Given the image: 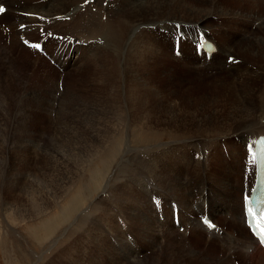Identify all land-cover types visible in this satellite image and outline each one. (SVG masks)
<instances>
[{"label":"rangeland","instance_id":"rangeland-1","mask_svg":"<svg viewBox=\"0 0 264 264\" xmlns=\"http://www.w3.org/2000/svg\"><path fill=\"white\" fill-rule=\"evenodd\" d=\"M28 1H15L19 7L17 3L11 5L12 13L5 22H0L3 40L0 44V264H204L201 254L207 253L206 242L191 248L185 241L189 232L181 241L183 230L180 228L184 229V226L175 227L168 207L171 201L179 198L187 166L196 160L194 150L198 141L185 140L191 137V140H197L201 135L202 138L217 136L231 129L227 126L231 121L222 118L226 116L225 111L230 112L223 106L225 100L213 93L216 91L186 93L194 85L193 76L187 74V68L182 72H174V69L164 71V75L173 77L172 81L166 80L155 68L156 56L165 59L170 55L169 59L177 64L171 55V44L163 42L164 31L176 27L173 23H160V27L156 28L148 26L136 37L141 48L126 49L137 42L132 39L131 44L128 43L130 40H126L127 30L131 27V32L133 23L137 21L135 19H146L152 15L183 19L187 16L183 8H187L191 1L182 0L177 11L169 6L152 11L128 8L122 3L127 0H80L82 3L78 0ZM249 3L245 8L256 9L251 12L255 18H251H259L255 23L257 26L264 20V7L261 5L264 2ZM208 4V1L195 2V6L207 11L210 9ZM220 7L228 11L236 9L226 5ZM18 8H23L21 12L25 17L16 23ZM34 9L40 10L43 15L37 19L34 14H28V10ZM194 14L191 18L199 13ZM251 22L243 24L245 29H251ZM18 24L22 26L18 28ZM99 24H107L112 29L115 41L110 38L106 43L100 39L105 46L97 40L95 34ZM207 24L216 28L214 32L221 45L227 44L226 36L219 32L223 29L217 26L220 23L216 25L209 19ZM126 26H129L128 29ZM11 27L20 29V32L26 31L17 37L18 44L13 49L9 43L10 35L2 33V28ZM25 27H32L33 30H25ZM178 27L185 31L182 26ZM252 31L256 35L252 39L264 44V25L257 30L252 27ZM248 36L245 35L246 38ZM28 40L40 42L44 53L35 50L33 45L37 43L28 44ZM215 43L218 44L217 39ZM186 44H181L183 53ZM140 49L146 61H143L144 65L139 57ZM233 58L235 63L232 65L229 60L230 69L240 64V59ZM259 68L261 70L258 71ZM263 68L264 61L255 65L260 74ZM210 71L205 70L201 75L214 77L216 71ZM243 77L246 84V75ZM261 83L264 85L263 80ZM178 90L180 92L175 94ZM255 90L264 95V88ZM262 101L256 100V108L261 107ZM239 103L246 110L250 109L243 96H239ZM213 130L217 133H211ZM115 134L119 139L117 148H114ZM232 142L236 144L237 140ZM220 145L221 142L218 151ZM241 146L246 148L245 143ZM146 150L150 152L147 156ZM191 156L192 161L189 160ZM240 156L250 157L241 148L228 145L229 175L233 173L231 166L239 173ZM132 162L141 166L144 172L149 166L147 172L153 174V180L150 178L147 184L143 183L144 187H134L129 195H124L121 187L129 179L122 181L117 175L123 163ZM244 171L247 175L243 183L247 181V176L251 182V172ZM169 177L172 179L168 180ZM227 180L230 185L232 177ZM130 181L141 183L137 178ZM158 182L170 185V188H157V191L161 197L169 195L172 199H160L150 194L158 187ZM193 190L194 186H191ZM237 198L240 206L239 195ZM164 201L169 202L163 205ZM203 202L198 203L199 208ZM163 206H166L165 215L169 218L162 214L161 220L156 216L155 209L158 207L160 210ZM218 207V211L224 210L222 206ZM171 208L180 212L176 204ZM205 209L203 205V216ZM210 209L208 203L209 215ZM192 212L196 214L199 209L194 207ZM156 217L162 228L155 223ZM190 219L196 224L198 218L190 216ZM214 220L221 224L220 218ZM182 246L187 251H183ZM215 248L205 258L206 264H217L216 260H222L220 255L223 252L220 247ZM239 256L241 253L235 258L239 260Z\"/></svg>","mask_w":264,"mask_h":264},{"label":"bare ground","instance_id":"bare-ground-1","mask_svg":"<svg viewBox=\"0 0 264 264\" xmlns=\"http://www.w3.org/2000/svg\"><path fill=\"white\" fill-rule=\"evenodd\" d=\"M15 1H17V0H6V1L0 0V7L4 8L2 10V12H0V22H5L6 21L5 19L9 16L10 13H12L13 7L11 5L17 3L18 7H19L20 1H19V3L15 2ZM21 1L23 2V0H21ZM78 1L81 2L80 0H78ZM95 1L97 2L99 0H95ZM187 1H191V3H188L189 5L187 8L186 7L183 8L184 9L183 12H185L184 14L185 15L187 14V16H185V18H183V19H179V20H177L175 18L174 19H172V18L166 19L167 17L162 18L161 16L159 17L158 15H152L146 19H139V18L135 19L137 21L133 23L134 27L132 26L133 28H132L131 32H129V29L131 27L128 29L129 26H126L128 29L127 30L128 34H127L126 40H128V41L130 40V42H128V41L127 42L131 43L132 39H133V41L134 40L137 41L134 43L132 41L133 45L132 46L130 45V47H126V49L132 48L133 50H137L139 47L141 48V43H139V40L136 39V37L141 32H143L142 30L148 28V26L152 27V28H156L160 25V23L163 24L166 22L173 23L174 25H176V27L173 28L172 27L173 25L170 24L172 29H170V31L169 30L164 31L163 42H165L168 45L171 44L170 45L171 46L170 49L172 50L171 55L177 64H175L173 61H171L169 59L170 55H168L165 59H159V57L156 56L155 62L153 63L155 68L157 69L159 74H161V76L166 77V80H169V81H172L173 77L164 75V71H166L167 69H170V70L174 69L175 70L174 72H178V71L182 72L181 71L182 69L187 68L186 69L187 74L191 73L190 76H193L192 82L194 83V85L190 89H187L188 90L187 92L186 91L185 92L188 94H190V93L195 94L196 91H198V92L205 91V90L216 91L213 93H215L216 95H218L219 97H221L225 100L226 104L223 106H226L228 111L230 112V113H228L225 111L224 113L226 116H223L222 118L227 119V120L229 119L231 121L230 124H227V126L228 127L230 126L231 129L224 131L222 133L220 132L219 133L220 135L217 134V136L212 135V136H205V138H202L203 136L201 135L198 137L197 140H195V138L191 140L192 137L188 138V139H186V138L182 139V140L186 139L185 140L186 142L187 141H189V142L190 141H192V142L198 141L197 142L198 147H196L197 149L194 150V158H196V160L194 162L189 163V165L187 166L186 175L182 178V183H181L182 187L180 186L181 188L179 189V195L180 196L178 199H176L179 202H177L175 200V201H171L169 203V207H168L169 211H170L169 217H171V215L173 214V223H174L176 228L179 229L180 225L184 226V229L180 228V230H183V233L181 236V241H183L185 239L186 232L187 233L189 232L188 238L185 241L189 242L191 248L194 249L198 243H201V242L204 243V241L206 242L205 250L208 249L207 253L201 254L202 263H204V264L207 263L205 258L207 259L209 257L208 256L209 253L212 252L213 250H215L216 249L215 247H220L221 251L223 252L220 255V258H222V260H216L217 264H219L221 262H226V264H264V250L261 249L257 245L256 241L252 238V236L248 232V229L245 227L244 216H243V200H242V198L244 196L243 194H245V193L249 194L252 187H253V184L255 182V174H256L255 173V159H254V143H255V140L258 137H261V136L264 137V125L262 124L263 120H264V102L262 101L260 108H256V106H255L256 100H264V95H260V91L258 93H256V90H255L256 88H262V89L264 88V85L261 83L262 80L264 81V71H263V73L260 74V73H258V71L261 69L259 68L258 71L255 69L256 64L259 65L260 62L264 61V44H262L259 40L255 41V39L254 40L252 39L256 36V35H254L255 31H252V27H253V29H256V30L262 29L264 23L262 25H261V23L264 20L260 21L258 23V25L255 26V23L257 20L259 21V18L256 17L257 20L251 18L252 16L255 18V16L251 12H252V10L256 11V9H254L253 7H246L245 8V5H247L248 2H250L249 4H252V3L255 4L256 2H258V0H201L202 2L208 1V3H209L208 6H210V9L208 11L206 8L201 10V8H200L201 6L199 7L200 9L198 8V6H195V2H197L198 0H187ZM261 1L264 2V0H261ZM83 2H85V0H83ZM181 2H182V0H127V1H123L122 3L125 4V6L127 5L128 8L133 7L134 9L135 8H139V9L145 8V9H149V11H150L151 9L161 10L163 7L169 6V7H171V9L173 11H177V6ZM184 3H186V5H187V2H184ZM25 4H26V2H25ZM95 5L97 6L98 4H95ZM219 5L220 6L226 5V6L236 7V9L234 11H232V10L228 11L227 9H225L224 7H220ZM261 5H262V7H264V3H261ZM75 7L76 6H74V8ZM89 7H91V6L89 5ZM126 8H125V10H126ZM36 9L31 10V11H29L30 10L29 9L28 14H34L36 16V18L38 19L43 15V13H41L40 10H36ZM76 9H77V7H76ZM16 10H17V12H16V18H17L16 23H18V21H21L25 17V15L21 12V10L23 11V8L22 9L18 8ZM70 10H68V11H70ZM71 11H72V13L74 12L73 9ZM197 12L199 13L198 16L191 18L192 17L191 14L195 13L194 15H196ZM263 14H264V8H263ZM86 15H87L86 17H88V14H86ZM84 16H85V14H84ZM209 19L210 20L212 19V22L214 21L216 23V25L218 23H220V25H217V26L219 28H223L222 30H219V32L226 36V38L228 40L226 42L227 44L221 45L219 37L214 32L216 28L212 27V26L210 27V25L207 24ZM250 21H252L250 24V27H249L251 29H247V28L245 29V26H243V24H245L246 22L249 23ZM91 23H89V24H91ZM169 23L167 24V26L169 25ZM102 25H104V23H102ZM102 25L99 24L98 25L99 27L98 26L96 27L97 34H95V36L96 35L98 36L97 40L98 39H99V41L105 40L107 43V40L109 42L110 41L109 39L113 38V33L111 32L112 29L108 28L107 24H106V26H102ZM224 25H225V27H224ZM20 26H22V24H18V28ZM91 26H92V24H91ZM177 26H182L185 29V31L183 29H180L179 27H178L179 28L178 29ZM259 26H260V28H258ZM18 28L16 30L13 27H11V29L10 28H8V29L2 28L3 29L2 33L10 35L8 37L10 38L9 43L12 44V47H11L12 49L14 47H16L18 44L17 43V37L24 35L26 32V31L20 32L19 31L20 29H18ZM226 28H228V29H226ZM22 29H24V28H22ZM26 29H28V31L33 30L32 27L31 28L25 27V30ZM149 30H151V29H149ZM259 31H261V30H259ZM117 32H119V31H117ZM251 32H253V33H251ZM246 34L249 35L248 38L245 37ZM15 37H16V39H15ZM118 37H119V35H118ZM200 37H202L204 40L209 42L216 49L215 53L212 54L210 60H206L204 55L198 56V54L195 50V44L194 43H197L198 39ZM249 38H250L249 41L248 40L245 41L246 39H249ZM144 39L145 38H143V40ZM216 39L218 40V44L215 43ZM243 39H245V40L243 41ZM113 40H114V38H113ZM141 41H142V39H141ZM2 42H3L2 35H0V44ZM127 42H126V44H127ZM31 43H37V44L33 45L34 48L36 46L40 45V42H38V41H35V42L29 41L28 42V44H31ZM181 44H186V51L184 53L181 52ZM107 46H108V44H107ZM28 47H29V45H28ZM234 48H236V49L234 50ZM120 50H121V48H120ZM120 50H118V51H120ZM142 50H143V48H142ZM142 50L140 49V51H139V54H140L139 57L141 58V62L144 61L143 55H142ZM42 53H44V47H43ZM123 54H125V53H123ZM243 55H245V57ZM132 56H134V53ZM41 57H42V55H41ZM144 57H145V55H144ZM223 57L225 58L224 60H223ZM233 57H235V59H240L239 60L240 64L236 65L230 69L229 68V64H230L229 60L232 61L230 65H232V63H235ZM132 59L135 60V57H133ZM178 59H180V60H178ZM181 59H183L182 62H181ZM144 62H146V61H144ZM144 62H143V65H144ZM248 64L250 66H248ZM208 69L211 71H216L214 77L201 75L203 71L208 70ZM241 69H243V70H241ZM147 70H148V68H147ZM243 75H246V80H247L246 84H245V80H243L244 79ZM230 81H231V85H229ZM213 84H215V86H212ZM216 84L218 86H216ZM162 87H163V83H162ZM165 87H167V85ZM179 92H180L179 90L175 91V94L179 93ZM255 94H256V96L254 97ZM239 96L244 97L245 101L247 102V105L250 106L249 110H246L247 108H244L243 106L240 105ZM236 97H238V98H236ZM177 98H179V97H177ZM129 99H131V98H129ZM159 101H161V100H159ZM162 101H163V99H162ZM255 113H257V114H255ZM220 117H221V115H220ZM150 118H151V116H150ZM125 131H127V130H125ZM211 133L216 134L217 131L213 130ZM133 134H134V132H133ZM117 136H118V134H115L113 137V138L117 139L114 143V148L115 147L117 148V146H119L117 143V142H119L118 141L119 139ZM132 137H133V135H132ZM233 139L237 140L236 144H235V142H232ZM129 141H130V139H129ZM112 142H114V141H112ZM183 142H181V143H183ZM220 142H221V145H220L221 149L219 150L220 151L219 152L218 151V145ZM241 143H245L246 148L243 149L242 148L243 146H241ZM150 145H152V144H150ZM194 145H196V144H194ZM228 145L230 147L233 146L234 148H241L243 153L246 152L248 154V156H250L249 158H245V157L241 158V156H240L241 162L239 163V173L231 166V170H233V173L229 175L230 159L228 158ZM121 146H122V144H121ZM190 147H192V146H190ZM109 150H110V148L108 149V151ZM114 150H117V149H114ZM149 150H153V149H149ZM188 150H189V148H188ZM120 151H121V149H120ZM151 152L153 153L154 151H151ZM132 153H135V152H132ZM147 153H150V152L147 151L146 156H147ZM110 154H111V152H110ZM128 154L130 155V153H128ZM140 154H142V153H140ZM143 154L145 155V153H143ZM238 154H239V150L236 153L237 159L239 158ZM132 155H130V156H132ZM136 155L138 156L139 154H136ZM154 155H156V154H154ZM148 156H149V154H148ZM109 157H111V155ZM120 157H122V156H120ZM108 160H109V158H108ZM189 160L192 161V156L190 157ZM129 161H131V159ZM149 161H150V159H149ZM123 164L124 165L121 166L117 177L118 176L121 177L120 180H122V181L129 179L128 182L123 184L121 187V189L124 191V195H129V191H133L134 187H137V186L144 187V184H147V182L149 181L150 178L152 179L153 174L151 175V172H147L149 166H147L146 171L144 172L141 169L142 168L141 166L134 165L133 162H132V164H130V163H123ZM185 169H186V167H185ZM244 169H246V172L250 171L252 174L251 182L249 180V177L247 176V181L250 183H248L247 181H245L243 183L244 178H246L245 175H247L245 173ZM228 177H232V182L230 185H228V180H227ZM132 178H137L138 180L141 181V183L138 184L136 182H131L130 180ZM170 179H172V178L169 177L168 180H170ZM169 182H171V181H169ZM153 183H154V181H153ZM166 184L167 183L162 184V183L158 182V184H157L158 187H156V189L153 187L154 189L150 194L153 193L154 197L160 198V199H168V200L172 199V197L169 195L168 196L166 195L165 198L161 197L160 193L157 191V188H164V187L170 188V185L169 184L166 185ZM191 186H194L193 191H191ZM113 189L115 190V188H113ZM173 191H175V190L173 189ZM197 192H199V194H197ZM186 194H189L191 197H188V195H186ZM155 195H157V196H155ZM238 195L240 197V206H239L238 201H237ZM116 198H117V196H116ZM143 199H144V197H143ZM182 200L184 201V204L186 205V207L183 205ZM194 200H196V201L192 205L189 204ZM118 201H119V199H118ZM200 201H205V202H203V204H201L202 206L200 205L201 207L199 208L198 203ZM168 202L164 201L163 205L165 203H168ZM208 203H209V206L211 207L210 215L208 213ZM173 204H176V206L180 208L179 209L180 212L179 211L176 212L177 210L175 208L174 209L171 208ZM188 204H189V206H188ZM190 205H191V207H190ZM203 205H204V208L206 206V209L204 211V216H203V212H202ZM218 206H222V208L224 210L218 211V208H219ZM164 207H166V206L160 207V210H158V207L155 209L157 211L156 216L161 220L163 218L162 214L165 215V212H166ZM194 207H197V209H199V212H197L196 214H193V212H192ZM206 215L208 217H210V219L216 225L215 230H213L211 232H207L200 225L201 221L204 219V217ZM211 215H213V216H211ZM190 216H195L198 218L196 224L191 222ZM157 217H156L155 223L160 228H162L159 225ZM169 217L166 216V218H169ZM213 217H214V219L220 218L221 224L219 223L218 220H214ZM120 220H121V218H120ZM167 222H169V220ZM106 223H107V221H106ZM169 225H170V222H169ZM177 226H179V227H177ZM171 227L174 228L173 224L171 225ZM187 228L190 229V231H188V230L186 231ZM166 234H167V232H166ZM163 238L167 239L168 237H163ZM181 249L183 251H187V249L183 246L181 247ZM238 253H241V256H239V260H237L235 258ZM182 254H184V253H182ZM236 261H238V262H236Z\"/></svg>","mask_w":264,"mask_h":264}]
</instances>
